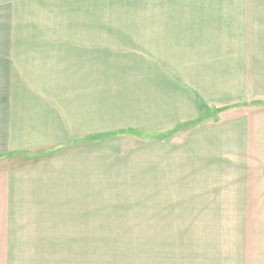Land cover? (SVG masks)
<instances>
[{"label":"rangeland","instance_id":"374dc122","mask_svg":"<svg viewBox=\"0 0 264 264\" xmlns=\"http://www.w3.org/2000/svg\"><path fill=\"white\" fill-rule=\"evenodd\" d=\"M0 42L11 44L0 56L35 57L21 65L23 77L16 71L17 82L89 88L96 107L113 103L125 116L136 102L128 71L155 55L175 64L189 49L224 50L235 79L255 80L264 0H0ZM108 118L91 121L105 130ZM125 130L26 167L25 192L0 212V264L227 263L231 252L216 234L210 239L211 228L196 231L175 178L147 169L146 138L156 134Z\"/></svg>","mask_w":264,"mask_h":264},{"label":"crops","instance_id":"0c3cea01","mask_svg":"<svg viewBox=\"0 0 264 264\" xmlns=\"http://www.w3.org/2000/svg\"><path fill=\"white\" fill-rule=\"evenodd\" d=\"M1 43L3 52L10 50V42ZM197 49L176 54L175 64L155 55L145 66L129 69L128 88L136 102L124 109L125 116H119L113 103L105 109L102 102L96 107L89 88L73 90L57 82L63 88L48 89L35 81L17 82L21 65L35 57L2 54L0 75L6 86L0 88L3 217L11 209L9 202L25 192V177L32 174H26L27 166L32 171L34 163L65 146L89 145L93 136L145 130L156 134L146 138L147 169L175 178L184 198L191 201L183 206L194 210L196 231L199 225L209 226L210 239L216 234L224 242L231 252L226 264L231 260L264 264V44L258 47L255 80L235 79L232 58L224 50ZM218 56L223 57L220 63ZM60 74L55 69L52 75ZM113 77L116 80V73ZM99 116L109 117L105 126L109 128L99 130L91 121ZM168 204L175 203L169 201L161 208Z\"/></svg>","mask_w":264,"mask_h":264},{"label":"trees","instance_id":"16d2710c","mask_svg":"<svg viewBox=\"0 0 264 264\" xmlns=\"http://www.w3.org/2000/svg\"><path fill=\"white\" fill-rule=\"evenodd\" d=\"M197 122H194V124L197 123ZM126 131H130V130H125V132ZM133 131H135V130H133ZM101 137H105V135L104 134H100L99 136L98 135L97 136H93V137H91V140H95L96 141V140H99Z\"/></svg>","mask_w":264,"mask_h":264}]
</instances>
